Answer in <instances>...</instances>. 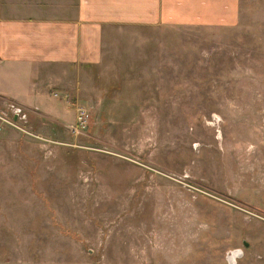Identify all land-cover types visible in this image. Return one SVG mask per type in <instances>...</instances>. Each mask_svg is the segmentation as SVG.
<instances>
[{"label": "rangeland", "instance_id": "rangeland-1", "mask_svg": "<svg viewBox=\"0 0 264 264\" xmlns=\"http://www.w3.org/2000/svg\"><path fill=\"white\" fill-rule=\"evenodd\" d=\"M238 1L156 26L123 0L66 118L0 120V264H264V0Z\"/></svg>", "mask_w": 264, "mask_h": 264}, {"label": "crops", "instance_id": "crops-1", "mask_svg": "<svg viewBox=\"0 0 264 264\" xmlns=\"http://www.w3.org/2000/svg\"><path fill=\"white\" fill-rule=\"evenodd\" d=\"M122 1L0 0V103L14 100L31 110V118H66L71 106L66 92L75 89L77 66L92 61L94 27L123 22ZM133 1L136 13L129 15L140 20L142 0ZM238 5V0H149V21L233 25Z\"/></svg>", "mask_w": 264, "mask_h": 264}, {"label": "built area", "instance_id": "built-area-1", "mask_svg": "<svg viewBox=\"0 0 264 264\" xmlns=\"http://www.w3.org/2000/svg\"><path fill=\"white\" fill-rule=\"evenodd\" d=\"M8 107L12 112V119H8L4 116V114L0 113V120L6 121L10 125L17 127H20L19 121H27L28 108L15 101H11ZM90 117L91 116L88 110L80 108L76 116V123L71 126L72 131L76 134L84 132L89 127Z\"/></svg>", "mask_w": 264, "mask_h": 264}, {"label": "bare ground", "instance_id": "bare-ground-1", "mask_svg": "<svg viewBox=\"0 0 264 264\" xmlns=\"http://www.w3.org/2000/svg\"><path fill=\"white\" fill-rule=\"evenodd\" d=\"M239 252L238 250H235L230 253L229 255V264H236L237 263V258L239 257Z\"/></svg>", "mask_w": 264, "mask_h": 264}, {"label": "water", "instance_id": "water-1", "mask_svg": "<svg viewBox=\"0 0 264 264\" xmlns=\"http://www.w3.org/2000/svg\"><path fill=\"white\" fill-rule=\"evenodd\" d=\"M245 244H246V245H248V242H245ZM238 252H239V255H240V254H241V251H240V250H238Z\"/></svg>", "mask_w": 264, "mask_h": 264}]
</instances>
